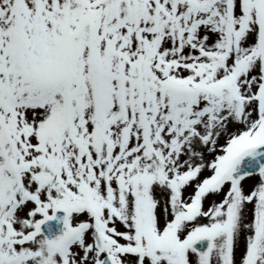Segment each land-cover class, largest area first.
<instances>
[{
  "label": "snow or ice",
  "instance_id": "obj_1",
  "mask_svg": "<svg viewBox=\"0 0 264 264\" xmlns=\"http://www.w3.org/2000/svg\"><path fill=\"white\" fill-rule=\"evenodd\" d=\"M0 264H264V0H0Z\"/></svg>",
  "mask_w": 264,
  "mask_h": 264
}]
</instances>
